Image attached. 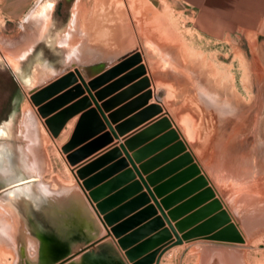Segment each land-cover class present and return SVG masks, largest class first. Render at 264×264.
<instances>
[{
  "label": "rangeland",
  "instance_id": "obj_1",
  "mask_svg": "<svg viewBox=\"0 0 264 264\" xmlns=\"http://www.w3.org/2000/svg\"><path fill=\"white\" fill-rule=\"evenodd\" d=\"M122 2L120 13L94 7L96 46L78 48L83 60L112 57L97 37L121 39L123 16L135 47L101 73L120 78L106 74L100 83L110 85L94 89L83 70L85 84L72 76L59 82L62 94L43 97L41 108L59 96L62 103L47 113L29 174L17 161L24 105L42 62L60 71L68 62L56 37L75 0H53L36 22L0 17V120L9 114L0 134L10 137L0 139V264H57L71 255L65 264H252L264 250V40L202 37L174 0H118V8ZM13 39L32 40L30 51L14 56L5 42ZM47 206L62 250L56 235L44 234V243L33 230Z\"/></svg>",
  "mask_w": 264,
  "mask_h": 264
},
{
  "label": "crops",
  "instance_id": "obj_2",
  "mask_svg": "<svg viewBox=\"0 0 264 264\" xmlns=\"http://www.w3.org/2000/svg\"><path fill=\"white\" fill-rule=\"evenodd\" d=\"M37 0H0V17L8 24L18 23L21 20L26 22L25 16L29 11L34 9V5ZM151 2L154 0H146ZM184 7L188 8L191 15V23L193 29L202 37L210 40L218 41L222 39H227L234 34H245L247 36L253 37L255 39L264 40V0H174ZM118 0H75L74 6L70 12V20L65 26V32L63 34L59 33L56 37V44L59 48H64L65 52L68 54L64 58H67L68 63L73 65L89 66L97 61L104 60L107 64L117 65L123 61L130 53L133 52L134 44L131 37L130 40H126L127 27L122 22L124 18L119 14L116 20L115 31H119V26L122 29L121 39H115L111 44L109 39L105 37H97L101 42L99 46H106V48L112 49V57H109L111 51H109V56L107 59H98L95 57L91 59H82L79 54L78 48H85L86 50L95 48L96 36L92 33L93 25L91 14L94 15V7L96 9L110 8L112 12L120 13L117 8ZM60 7V3H59ZM98 7V8H97ZM60 13V9L58 11ZM96 12V10H95ZM58 15V14H57ZM120 17V18H119ZM40 19H30L28 21L36 22ZM123 24V25H122ZM40 26V25H39ZM39 28V27H38ZM125 29V30H124ZM63 30V31H64ZM24 31V30H23ZM46 31V27L43 30ZM126 31V32H125ZM131 35V33H130ZM22 36V35H21ZM20 36V37H21ZM12 38V37H11ZM125 40V41H124ZM59 41V43H58ZM7 46H11L13 49L14 56H21L30 51V45L32 40L25 39L23 42L16 44L15 40L5 41ZM129 42V43H128ZM18 43V42H17ZM128 43V44H127ZM22 52V53H21ZM127 53V54H126ZM87 57V56H86ZM40 63V62H39ZM44 64H50L49 62H42ZM104 63V62H103ZM41 65V64H40ZM116 76V77H115ZM120 75H114L113 78L108 79H119ZM111 81V80H110ZM79 84V81H77ZM110 84H102V89L106 88ZM97 86V85H96ZM64 89V88H62ZM81 89H83L81 87ZM95 89V88H94ZM59 91H62L61 89ZM82 99L88 98L85 91L82 90ZM62 93H58L60 95ZM80 94V95H81ZM116 94L115 92L107 93V97L110 98L111 95ZM79 96V95H77ZM56 97V96H54ZM108 98V100H109ZM86 100V99H85ZM104 101V100H103ZM106 101V100H105ZM108 114H110L111 109L108 107L106 109ZM115 110V109H114ZM133 109L132 112H135ZM130 112L129 115L133 114ZM115 120V118H114ZM119 119L111 122L109 120L108 125L112 130H115L117 122ZM117 142H121L118 139ZM85 163V162H84ZM172 190V189H171ZM252 264H264V250L258 254V258L252 261Z\"/></svg>",
  "mask_w": 264,
  "mask_h": 264
},
{
  "label": "bare ground",
  "instance_id": "obj_3",
  "mask_svg": "<svg viewBox=\"0 0 264 264\" xmlns=\"http://www.w3.org/2000/svg\"><path fill=\"white\" fill-rule=\"evenodd\" d=\"M53 7V0H39L36 5L33 7L34 9H32L30 11V14H29V18L30 19H41L42 17H47L51 11ZM122 7H124V3L122 2L120 5H119V10L122 9ZM107 10V9H106ZM111 10V9H110ZM112 12V11H111ZM110 12V14H111ZM113 14V12H112ZM118 14V13H117ZM128 14V13H126ZM109 15V14H108ZM113 16V15H111ZM110 16V17H111ZM129 16V15H128ZM123 17V16H122ZM120 18V17H119ZM123 22V21H122ZM123 25V24H122ZM125 26V25H124ZM125 30V29H124ZM128 31V29H127ZM126 32V31H125ZM123 35V34H122ZM120 36V35H119ZM121 37V36H120ZM129 38V39H128ZM125 39L127 40H130L131 39V35H130V32H126V36H125ZM127 40V41H128ZM125 41V40H124ZM149 48V47H148ZM141 50V49H140ZM22 53V52H21ZM127 54V53H126ZM127 59V58H126ZM124 59L122 62L125 63L124 61L126 60ZM97 64V63H96ZM62 65V64H61ZM95 65V64H94ZM111 64H105V63H100V64H97L95 66H89V67H81L80 66H76L75 68L73 67V64H70V63H65L63 65L64 68H61L64 69L62 71L60 70H55V66L53 65H46L44 64L42 67V69H40L38 72L35 73V78H34V82H33V85L35 86L33 89L29 90L28 91V99H27V102L25 103L24 105V109H23V117L21 118V122L19 124V137H18V143L21 142V144H18V148H17V161H18V165L21 166L28 174L30 173L31 170H33L35 168V164H36V158L34 156V153H33V150L39 146V142H40V135H41V132H43V130H45L44 128L48 127V122L49 120H47V117L49 116L47 113L49 112V110H52V106H53V103L60 98V96L56 99H53L51 100L47 105H45L44 107L41 108V104L43 103V97L44 99H46L48 97L51 98L52 96H54V94L57 93L58 89V86L59 84L63 81V80H67V79H71L72 76L74 77H77L81 84H85V78H87L89 76V79L91 78L92 82L90 83L93 88L98 85L100 83L101 80H103V78L106 76H108L109 78V75L110 73H105L104 75L101 76V73L106 69V67H109ZM118 65V64H117ZM117 65H115L117 67ZM138 65V64H137ZM115 67V68H116ZM133 67V66H132ZM131 67V68H132ZM69 68H72L71 70L74 72V73H67L65 75H63V77H61L60 79H58V81H56V83H51L53 81V79H56V77L59 76V74L63 73H66L65 71H68ZM114 68V69H115ZM87 71L88 72V75L85 76V78L82 77V75L80 74V71ZM128 70V69H127ZM85 72H83V74H85ZM107 72V71H106ZM119 72L116 74L118 75ZM142 77V76H141ZM139 78V77H138ZM29 79V78H28ZM50 79V81L48 80ZM61 81V82H60ZM60 82V83H59ZM43 83V85H41ZM32 85V86H33ZM61 85V84H60ZM40 88H43L40 90ZM86 88V87H85ZM38 90V91H36ZM140 90V89H139ZM144 90V89H142ZM60 93V92H59ZM30 97V98H29ZM33 98V99H32ZM35 98H41L40 101H36L35 102ZM32 100L33 102L37 103L36 105L40 106L41 108V116L34 110V107L32 106L31 104V101ZM84 101H86L85 99H83ZM45 102V101H44ZM132 103V102H131ZM52 104V105H51ZM83 105V104H82ZM85 105V104H84ZM96 105V104H95ZM134 106V105H133ZM143 106V105H142ZM49 108L47 110V112H45L44 110H42L43 108ZM130 107V106H129ZM61 108V107H60ZM31 109H32V112H31ZM59 109V108H58ZM57 109V110H58ZM33 111L35 112V114L37 115V117L40 119V125H41V128L36 126L35 128V115L33 116ZM93 111V110H92ZM54 111H52L50 113V115L52 114L53 117L56 118L57 114L54 115L53 114ZM32 113V114H31ZM87 113V112H86ZM99 113V112H98ZM75 116V115H74ZM45 119V123H44V120L42 119ZM72 118V117H70ZM102 118V117H101ZM38 119V120H39ZM103 119V118H102ZM38 123V121L36 122V124ZM46 124V126L44 125ZM47 133V132H45ZM44 134V133H43ZM47 135V134H46ZM45 142V141H44ZM75 149V148H74ZM40 163V162H39ZM40 166V165H39ZM4 171L5 172H8L9 169L11 168V165L9 163V161L7 159H4ZM30 170V171H29ZM73 175H75V173H72ZM77 183L79 185L80 182L79 180L77 179L76 176H74ZM84 193L86 194V192L84 191ZM27 197H28V193H26ZM47 195V194H46ZM87 196V194H86ZM12 197V196H11ZM13 199V198H12ZM15 201V200H14ZM45 202V201H44ZM92 203V201H91ZM95 204V203H94ZM92 203V206L95 208V210L97 211L95 205ZM50 208V207H49ZM55 208V207H54ZM32 210V209H31ZM36 210V209H35ZM54 211L53 208H50V210L48 211V206L44 209H42V216L40 218V220L36 219L34 221V225H33V230L35 232L38 233L39 237L44 241L45 243V236L44 234L48 233L50 237H52V235H56L57 238L54 239L56 241V243L59 245L60 247V250L63 249V243H61V238L60 236L57 235L56 233V225H55V221H53V219L51 218L50 214H51V211ZM40 211V210H39ZM48 211V212H47ZM34 213V212H33ZM48 213V214H47ZM98 215H99V212L97 211ZM35 214V213H34ZM36 214H35V218H36ZM100 219L102 220L101 216L99 215ZM33 220V219H32ZM103 221V220H102ZM33 222V221H32ZM105 224V223H104ZM105 228L106 230L109 232L106 224H105ZM51 229V230H50ZM6 230V229H5ZM47 244V243H46ZM9 247V246H8ZM48 247V246H47ZM46 255H49V253Z\"/></svg>",
  "mask_w": 264,
  "mask_h": 264
},
{
  "label": "water",
  "instance_id": "obj_4",
  "mask_svg": "<svg viewBox=\"0 0 264 264\" xmlns=\"http://www.w3.org/2000/svg\"><path fill=\"white\" fill-rule=\"evenodd\" d=\"M29 14H30V11L28 12V14L25 16V18L27 19V21L29 20ZM62 103V100L59 98V99H57L54 103H53V106H52V109H56V107L58 106V105H60ZM52 105V104H51ZM49 108L47 107V108H43L42 110H44L45 112H47V110H48ZM50 111V110H49ZM61 120V119H60ZM59 120V121H60ZM58 122V121H57ZM73 173V171H71V174ZM79 188H80V190H81V192L83 193V196H84V198L86 199V201L88 202V204L90 205V207H91V209L93 210V212H94V214H95V216L97 217V219H98V221L100 222V224H101V226L104 228V230H105V233H106V235H109V232L106 230V228H105V224H104V222L100 219V217H99V215H98V213H97V211L95 210V208L92 206V203H91V199L88 197V196H86V194L84 193V189H83V187L81 186V185H79ZM229 235H231V236H234V237H238V234L236 233V232H230L229 233ZM235 238V239H236ZM93 246V245H92ZM74 256H76V255H71V256H69V257H66V258H64L61 262H59V263H57V264H65L66 262H68L71 258H73Z\"/></svg>",
  "mask_w": 264,
  "mask_h": 264
},
{
  "label": "flooded vegetation",
  "instance_id": "obj_5",
  "mask_svg": "<svg viewBox=\"0 0 264 264\" xmlns=\"http://www.w3.org/2000/svg\"><path fill=\"white\" fill-rule=\"evenodd\" d=\"M8 118H9V114L6 115L5 120H3V119L0 120V128H1V129L4 128V127H2L1 124L7 122V121H8ZM1 129H0V130H1ZM12 138H13V137H12ZM0 139H4V140H5V139H10V137L7 136V138H6V137H4V136H2V135L0 134ZM9 163H10V162H9Z\"/></svg>",
  "mask_w": 264,
  "mask_h": 264
}]
</instances>
